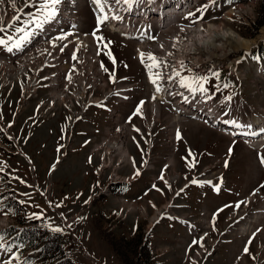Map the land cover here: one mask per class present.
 I'll list each match as a JSON object with an SVG mask.
<instances>
[{"label": "rangeland", "instance_id": "rangeland-1", "mask_svg": "<svg viewBox=\"0 0 264 264\" xmlns=\"http://www.w3.org/2000/svg\"><path fill=\"white\" fill-rule=\"evenodd\" d=\"M12 2L4 0L8 17H14L17 13L15 16H19L20 20L16 23L23 26L28 19L22 20L18 11H21V6L24 7L25 0L15 1L16 9L12 8ZM239 4L244 5L243 11L237 12L239 8L233 10V13H229V19L227 14L224 18L222 13L225 11L217 12L218 17L209 23L229 27L251 44L237 46L235 41L226 42L225 49L213 50L218 58L226 54L229 55L228 59L235 61L242 55L263 49L262 1L248 0ZM225 6V9H229L231 3ZM81 12L87 17L86 28L90 29L94 23L92 14L86 6L82 7ZM2 13L0 11V17ZM204 20L202 23L206 24L209 16ZM5 21L3 19V23ZM185 22L191 23V26L195 23ZM204 26L206 29L207 25ZM35 29L32 26L30 31ZM11 34L16 36L14 30ZM97 37L103 39L98 40ZM95 38L102 47L109 86L118 84L124 75L128 76L129 82L136 81L138 85L130 92L129 99L121 102L120 108L117 107L110 116L107 108L112 106L113 101L107 99V103L104 101L93 105L87 113L88 120L73 124L71 133L68 127L70 111L66 107L57 106L55 115L46 118L42 117V111H46L45 103L37 113L34 112L36 104L49 97L47 90L39 91L40 97L28 100L16 88L9 90L10 85L18 87L15 82L21 86V81L11 84L13 81L6 74L7 71H0V159L3 160L0 161V236L11 233L12 238H17L14 241L3 237L0 241L4 245L3 250L0 247V264H7L8 261L11 264H142L149 253L156 264H264V165L257 150L247 148L243 142L232 143L222 133L211 129L214 134L206 130L209 129L207 126L193 120L187 127V122L180 125L179 135L182 132L183 135L176 138L178 126H174L171 110L163 105L159 109L161 116H152L149 105L147 116L160 120L151 134L147 132V122L136 115L132 121L140 125L143 132L118 133L117 136L123 138L125 143L113 141V135L110 137L112 142L106 147L108 153L105 149L108 133H113V126L116 125L111 116H116V120L122 122L126 114L145 97L144 69L136 58L132 42L104 29L98 31ZM221 41L223 39L219 37L217 42ZM1 47L0 50L4 48ZM52 51L53 47L46 41L39 49H33V53L43 61H53L55 64V55L49 56ZM192 58L198 59L196 56ZM210 59L214 57L204 55L198 61L209 62ZM187 63L190 67L195 65L189 61ZM251 69L254 67L251 66ZM24 70L22 68L21 71ZM243 71L245 73L247 70ZM245 74V93L249 105L264 108V81L255 77L252 70ZM220 78L210 76L204 88L211 92L213 84L221 82ZM93 79L95 75L91 73L87 78L76 76L71 88L73 93L69 96L71 104L87 97L86 84L90 85ZM223 85L225 88L219 94L221 101L218 102L222 111L229 105L227 97H235L234 91L239 81L226 79ZM59 113H62L60 123L64 122L66 130L64 138L59 141L62 143L61 153L69 133L72 145L84 139H78L74 132L79 137H85V158L93 148H100V151L92 153L95 166L93 162L88 164L90 167L82 164L87 160H77V154H74V163L82 167V173L89 168L91 173V177L89 172L82 175L79 185H76L79 179L71 172L75 164L68 160L69 154L75 151L74 145L66 147L69 152L62 156V160L55 162L57 170L53 172L50 169L46 173L45 169H40L43 156L38 154L36 147L33 150L28 147L32 160L26 158L24 150H21L27 140L20 134L23 120L29 125L36 121L30 129L26 128L25 135L30 136L35 132L36 125L42 121H54ZM40 114L41 118L38 119ZM10 122L14 123L8 126ZM121 126L122 131L127 129L124 124ZM45 129L46 126L37 133V140ZM151 135L155 146L150 157L146 158L144 152ZM119 144L128 147L133 161H123V154L117 148ZM54 145L55 142L53 149ZM42 148L49 155L50 145ZM202 151L207 157H201ZM172 158L176 165H168ZM103 161L109 166L95 172L97 165H102ZM46 162L44 160L42 166ZM12 163L18 166L21 175L32 179L31 187L17 179V168L12 170ZM74 170L77 172L76 168ZM84 178L88 180L84 181ZM36 179L44 187H37ZM54 180L59 182L55 183ZM217 188L219 191H216ZM246 227L250 231L242 233L241 230L247 231ZM55 228L62 231H53ZM246 244L248 253L244 251ZM9 247L11 251L6 250ZM16 256H19V260L15 259Z\"/></svg>", "mask_w": 264, "mask_h": 264}, {"label": "bare ground", "instance_id": "bare-ground-1", "mask_svg": "<svg viewBox=\"0 0 264 264\" xmlns=\"http://www.w3.org/2000/svg\"><path fill=\"white\" fill-rule=\"evenodd\" d=\"M1 4H2L1 9H3L4 0L3 3ZM80 4H81V0H62L61 4L58 6L59 14L57 18L54 21H52L50 24H47L41 31H39L37 35L34 36L33 39H31V41L24 47V49L15 56V58L10 59V61H12V66L10 71L7 70L8 71L7 73H9L8 75H12L14 78L26 77L27 82L25 83L24 88L27 91L28 89L31 88V92L35 91L38 88L40 81L42 80V73H45L44 77L47 78V80H49L48 83L52 86L54 84L57 92L59 93V94L57 93V95L54 97L57 98L58 96L62 95L59 97V99L61 100V102H64L67 105V107L70 109V111L72 112L71 113L72 117L81 115L84 111V103L89 99H92L93 93L91 90L87 88L88 86L101 84V87H103V85H105L104 84L105 76L102 72L103 71L102 68L99 65V57L96 48L94 47V44H92L91 37L89 36V34L81 29L82 17L78 14ZM108 4L109 6L105 8V11L109 16L118 15L122 17V15L124 14L123 2L117 3L116 0H108ZM94 5L98 9L95 3ZM242 6L244 5H239L238 7H233L229 9L224 14L225 16L224 18H226V14H227V19H229L230 17L229 13H233L232 11L233 10L235 11L238 8L239 10H237V12L243 11ZM154 7H155V13L161 12V14H163L165 12L164 9H160V7L156 5ZM33 8L35 9L34 11ZM18 12L20 13V11ZM35 12H36L35 7H26L24 5V13H21V16L24 17L27 16L28 13H35ZM168 12L169 11L165 13ZM165 13L162 16H164ZM8 14L9 11L4 9L2 18L6 19V21H12L13 16L10 15L8 17ZM167 15L170 14L168 13ZM78 22H80V24L77 27H75L74 24ZM209 22L211 21H207V24L199 23L195 25L194 28L185 27L183 26L182 23L173 25L169 27L168 30H165L164 33H162L160 38L163 39L164 37V39L160 40V42H158L155 45V51L150 50L148 52V53L153 52L154 54L157 55V57L160 60L166 61V64L161 65V67L162 68L165 67L166 69V72L162 73V79L165 81L166 89L168 91H173V89L176 87V83L174 80V71L175 70L177 71L180 68V66L186 63L187 61H190L193 64L198 63L199 65L198 71H202V72L209 71L211 70V66L213 65V63L211 62L216 59L219 60V58L215 55L216 52H214L213 50L225 49L226 42L232 43L233 41H235L237 46L240 45L245 46L251 44L231 28L226 27L224 25H222L221 27L214 26L211 25ZM204 25H207L206 29H204L205 28ZM59 27H62V29L59 30L58 29ZM61 37H66V38L61 39ZM219 37L223 39L221 43L217 42V39ZM45 41L48 42L49 46L53 47V51L52 53L50 52L51 54H49V56L55 55L57 61V63L55 64H53V61L52 63L43 61L41 58H39L33 53V49H39V46L44 44ZM138 45L143 46L145 44L138 43ZM138 45L136 43V49L138 48ZM161 45L163 47H161ZM174 52H177V54L174 55L175 54ZM204 55H207L209 57H214V59H210L209 62L198 61ZM192 56H196L198 59H193ZM31 57H33V60H30ZM222 57L228 58L229 55L226 56V54H224ZM6 65L7 62L3 60V57H0V67H2L0 71ZM234 66L235 63L233 62L232 67ZM33 67H36V69L32 70ZM22 68H25L26 70L22 72L21 71ZM90 73L95 75V79H93L90 85L86 84V89L88 93L87 97L85 99H81L79 102H73V104H71L69 101V96L73 93L71 89L73 86V80L76 78V76H84L85 78H87L90 75ZM147 74L149 80H151L150 81L151 85L154 88H156L157 85L152 83V79H154L155 77L152 74H150V72H148ZM69 77H71V79H69ZM30 83H32L31 85L32 87H29ZM45 83L48 84L47 82ZM157 84L161 86L159 80L157 81ZM122 88L123 87H119V90H122ZM165 98L166 99L168 98V94L165 95ZM166 102L167 101H165V103ZM150 104L152 105V108L156 114L154 116H159L160 111H159L158 103L155 101H151ZM155 104H157L158 106L154 107ZM172 121L174 123V126H178L177 127L178 129H180V125L183 124V122H187L186 119L182 120V117L181 116L178 117V115H174L172 117ZM147 124L152 127L154 126L155 121L154 120L147 121ZM124 127L125 129L127 128L126 123H124ZM125 131L126 130L120 131V134H125ZM113 133L116 136V140L113 141L124 142L122 140L123 138L122 139L117 138V134H118L117 131ZM110 142H112L111 138H109L106 141V144L104 143L105 149L107 147V144H109ZM117 148L123 154V158L125 159L123 161H130V160L133 161V157L130 154L128 147H125L123 144H119ZM113 150L114 149H112L110 153ZM106 151L108 152L107 149ZM115 151L120 153L118 150ZM102 163H103L102 165H104L105 168L109 166V165H105V163H107L106 161H103ZM175 163L176 162L172 158L169 160L168 165L169 164L174 165ZM12 167L15 168V166ZM247 228L248 227H246V229ZM249 231L250 229H247L246 232H243L241 230L242 233H247Z\"/></svg>", "mask_w": 264, "mask_h": 264}, {"label": "snow or ice", "instance_id": "snow-or-ice-1", "mask_svg": "<svg viewBox=\"0 0 264 264\" xmlns=\"http://www.w3.org/2000/svg\"><path fill=\"white\" fill-rule=\"evenodd\" d=\"M62 0H25V6L26 7H35L36 12L35 13H28L27 15L29 16V19L27 21L23 22V26L18 25L16 22L20 20L19 16H14L13 20L11 23L5 25L3 23V18L0 17V32H5L8 29H13L16 33L15 37H8L7 39L5 38H0V46L6 48L9 52H12L14 49H22L24 44H26L31 37L35 34L33 31H30L32 26H35L36 29H42L45 24H48L52 21H54L58 14H59V8L58 6L61 4ZM117 3L123 2L124 4H127L129 8L131 5L136 2L138 3L139 0H116ZM213 3H215V0H212ZM231 2V0H230ZM0 3H3V0H0ZM93 3H95L98 7L99 12L101 15L98 17V23L99 24H104L106 23L109 19H116L120 20L122 19L118 15H112L111 17L107 14L105 11V8L109 6L108 0H93ZM13 9H16V4L13 0L11 4ZM207 6H204L203 9H198V11H204L206 10ZM191 15H195L194 13H190ZM202 18V17H201ZM95 36V32L93 33ZM66 37H61V39H64ZM98 40L103 39V37H97ZM161 47H163L161 45ZM144 53H141V58L142 62L144 61ZM147 59L151 61V63L147 64L146 66L149 69L150 74H152L155 78L152 79V83L157 85L156 91L159 92L161 91V88L159 84H157V81L159 79H162V75L159 71L153 72V69H159L161 65L166 64V61L158 59L155 55L152 53L147 54ZM107 71V69H105ZM176 75L179 76L180 73L176 72ZM71 79V77H69ZM205 81L206 78H197V77H184L181 80V86L188 88L192 92L196 91H207L203 87V83H200V81ZM195 85V86H193ZM155 99V97H153ZM228 100H231V97H227ZM143 105V102H141V107ZM141 107H138L136 109L137 113L141 111ZM232 123H235L233 121ZM137 131H139L137 129ZM191 155V152L189 153ZM261 163L264 164V157H261ZM194 167V164L192 165ZM137 175H139V172H137ZM162 178V177H161ZM193 183H196V181H193ZM216 191H219V188L216 189ZM39 218V217H37ZM53 231L60 232L62 229L60 228H55ZM3 240V237L0 236V241ZM0 247H4L3 244H0ZM7 251H11V248H6ZM245 253H248L249 249L245 248L244 249ZM15 259L19 260V256H16ZM7 264H11V261H8Z\"/></svg>", "mask_w": 264, "mask_h": 264}, {"label": "crops", "instance_id": "crops-1", "mask_svg": "<svg viewBox=\"0 0 264 264\" xmlns=\"http://www.w3.org/2000/svg\"><path fill=\"white\" fill-rule=\"evenodd\" d=\"M1 53V52H0ZM247 69V68H246ZM18 86V85H17ZM14 88H16V90L17 91H20V89H19V86L18 87H14ZM18 108H19V106H18ZM61 114L62 113H59V114H57L56 115V118L57 119H55L54 121L53 120H50V121H45V123H42V122H40V124H38V125H36V128H35V132H33V135H32V138H31V140H32V143L30 144V142H31V140H30V142H29V138H30V136L28 135V134H26L25 135V132H26V128H31V126L32 125H34L35 123L33 122L32 123V125H29V124H27V121H24L23 120V123L21 124V130L22 131H20V133H21V135L23 134V137H24V140L25 139H27L26 141H25V143H23V148H21V150H24V152L29 156V159H31L32 160V156L30 155V153H29V149H28V147L30 146L31 147V149L33 150L34 149V147H36L37 149H38V154L39 155H42L43 157H42V161H41V164H40V169L41 170H43V169H45V173L46 172H48L51 168H52V166H54V164H55V162H57V159H58V156H60V154H61V150H62V143H59V141L61 140L62 141V139L64 138L63 137V134H64V132H66V130H65V124H64V122H61L60 123V119H61ZM54 122V123H53ZM188 123L185 125L186 127L188 126V125H190V123L189 122H191V121H187ZM14 123V122H13ZM42 123V124H41ZM81 123V122H80ZM79 123V124H80ZM12 124V122L9 124V126ZM195 125H197V123H195ZM44 126H46V129L45 130H43V133L44 134H39V140L41 141V144H40V141L39 140H37V133L40 131V129L41 128H43ZM79 126V125H78ZM77 127V126H76ZM185 127V128H186ZM209 129H207L206 128V130H209V131H212V133H214L213 132V130H211L212 128H210V127H208ZM74 134L76 135V137L78 138V139H81V138H84L82 141H79L78 143H76V148H75V151H74V153H72L71 155L69 154V157H68V160L71 162V163H74V160H73V157H74V154L76 153L77 154V157H76V159L77 160H79L80 158L82 159V161H84L85 159L87 160V163L86 162H82V164H86L87 166H89L88 164H91V162H93V165H94V163H95V156L92 154L91 156H90V153H89V156L87 155V157L85 158V146H86V142H85V137H79V136H77L78 134L76 133V132H74ZM215 134V133H214ZM25 135V136H24ZM82 135H85V134H82ZM181 135H183V132L181 133ZM53 140H55V141H53ZM57 140V141H56ZM232 141V140H231ZM27 142V143H26ZM53 142H55V145H54V149H53V147H52V144H53ZM239 141H232V143H238ZM37 143H38V145H37ZM30 144V145H29ZM32 144H35L34 146H31ZM49 145H50V148H49V155H47V154H45V151H44V149L42 148V147H45V148H47V147H49ZM247 147V146H246ZM248 148V147H247ZM53 150H54V156L52 155V152H53ZM41 153V154H40ZM44 154H45V156H44ZM131 154V153H130ZM201 157H203V158H205V157H207L206 155H205V151H202V153H201ZM44 158H46V159H44ZM49 158V159H48ZM90 159H92V161H88V160H90ZM44 160L45 161H47L46 162V165L45 166H42L43 164H45L44 163ZM80 162V161H79ZM81 163V162H80ZM75 164V167L71 170V172L73 173V175H75L79 180H78V182H76V183H78V184H76V185H79V183H82V179H83V177H82V175H84V174H87L88 172H89V174H90V177H91V173H90V171H89V169H88V167L87 168H83V169H88L87 170V172L86 173H82V167L81 166H78L76 163H74ZM12 165L13 166H15L16 168H17V170H15L16 172H17V174H15V175H19V176H21V177H19V176H17V177H19V178H21V180H20V182L21 183H27V186L28 187H31L33 184H32V179L30 178V177H26V176H24V175H21L20 174V172L18 171V166L16 165V164H14V163H12ZM174 165H176V163L174 164ZM23 166V165H22ZM83 166V165H82ZM95 166V165H94ZM90 167V166H89ZM77 169V172L74 170V169ZM12 170H14V168L12 167ZM57 170V165L54 167V171L53 172H55ZM95 171V170H94ZM41 176H42V174H41ZM40 176V177H41ZM23 177V178H22ZM19 178H17L18 180H19ZM36 178V177H35ZM37 180V179H36ZM86 180H88L87 178H84V181H86ZM59 182L58 180H54V182ZM37 182V184H38V186L37 187H44V186H42L41 184H40V182H39V180H37L36 181ZM35 182V183H36ZM55 182V183H56ZM73 184H75V183H73Z\"/></svg>", "mask_w": 264, "mask_h": 264}, {"label": "trees", "instance_id": "trees-1", "mask_svg": "<svg viewBox=\"0 0 264 264\" xmlns=\"http://www.w3.org/2000/svg\"><path fill=\"white\" fill-rule=\"evenodd\" d=\"M240 1H242V0H240ZM262 6L264 7V0H262ZM261 17L264 19V8L261 9ZM262 21H264V20H262ZM142 264H156V263L152 261L151 255L149 253L147 260L146 261H143Z\"/></svg>", "mask_w": 264, "mask_h": 264}, {"label": "built area", "instance_id": "built-area-1", "mask_svg": "<svg viewBox=\"0 0 264 264\" xmlns=\"http://www.w3.org/2000/svg\"><path fill=\"white\" fill-rule=\"evenodd\" d=\"M35 9L33 8V11H34ZM20 13H24V7H21V11H20ZM21 15V14H20ZM8 23H11L10 21H6L5 22V24H8ZM28 91L29 92H31V88L30 89H28Z\"/></svg>", "mask_w": 264, "mask_h": 264}]
</instances>
